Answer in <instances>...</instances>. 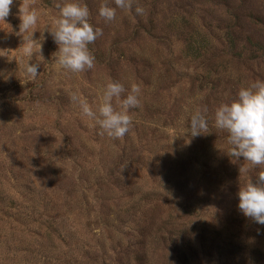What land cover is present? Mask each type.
<instances>
[{"label":"rangeland","instance_id":"374dc122","mask_svg":"<svg viewBox=\"0 0 264 264\" xmlns=\"http://www.w3.org/2000/svg\"><path fill=\"white\" fill-rule=\"evenodd\" d=\"M25 2L0 21V264H264V225L238 207L264 165L232 156L214 119L264 81V0H133L112 21L99 8L114 0H27L31 57L18 34ZM70 2L103 32L88 46L94 68L79 73L57 65L48 32ZM110 80L122 99L141 87L123 139L71 100L96 111ZM197 111L208 130L192 137Z\"/></svg>","mask_w":264,"mask_h":264},{"label":"clouds","instance_id":"9594fccd","mask_svg":"<svg viewBox=\"0 0 264 264\" xmlns=\"http://www.w3.org/2000/svg\"><path fill=\"white\" fill-rule=\"evenodd\" d=\"M14 0H0V21L5 22L11 14ZM116 7L102 4L99 16L105 21L116 18V10L132 9L133 0H114ZM59 17L54 20L53 26L48 28L58 50L53 54L60 68L74 73L90 70L95 66V56L89 45L94 43L103 34L102 29L94 28L89 22V8L77 2L57 4ZM135 12L143 15L145 9L137 6ZM19 33L23 36L24 53L31 57L36 41L33 39L34 29L38 21V12L27 4L19 8ZM44 39V37H43ZM42 44L39 43V51ZM30 61V60H29ZM38 63H27L26 74L35 78L39 74ZM123 84L110 80L102 95V102L96 111L85 98L76 94L71 100L78 105L81 113L90 120L95 121L102 129L101 135L106 134L114 139H123L130 131L133 120L129 114L130 109L140 105L138 99L141 87L132 84L126 97ZM115 101V104H114ZM215 126L226 131L228 142L233 146L231 155L250 162L253 167L264 165V81L256 80L248 87L241 88L237 98L230 103L220 104L215 111ZM208 130L205 116L197 111L191 116L190 135L199 136ZM239 210L256 223L264 225V170L259 171L255 183L249 180L238 192Z\"/></svg>","mask_w":264,"mask_h":264}]
</instances>
